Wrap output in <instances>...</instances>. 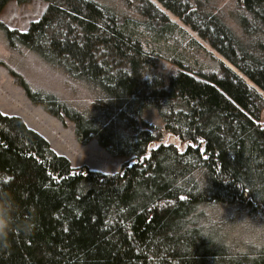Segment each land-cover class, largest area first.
I'll use <instances>...</instances> for the list:
<instances>
[{
  "label": "trees",
  "instance_id": "16d2710c",
  "mask_svg": "<svg viewBox=\"0 0 264 264\" xmlns=\"http://www.w3.org/2000/svg\"><path fill=\"white\" fill-rule=\"evenodd\" d=\"M42 1L25 32L0 21L7 48L59 69L86 103L9 72L79 143L134 161L112 176L74 167L0 112V264H264V0H232L229 14L214 0H124L143 2L134 17ZM159 60L175 66L167 78Z\"/></svg>",
  "mask_w": 264,
  "mask_h": 264
},
{
  "label": "rangeland",
  "instance_id": "374dc122",
  "mask_svg": "<svg viewBox=\"0 0 264 264\" xmlns=\"http://www.w3.org/2000/svg\"><path fill=\"white\" fill-rule=\"evenodd\" d=\"M96 1L111 6L120 17H134L135 8L138 5H143V2L139 1H132L128 4L124 0ZM214 1L217 7H222L221 9H224L228 14L230 13L229 9L235 8L232 0ZM46 7L47 3L42 0H28L24 3L9 0L0 12V21L10 29L25 32L31 22L39 19ZM171 19L173 18L171 17ZM195 36L198 38L196 34ZM213 53L218 60L221 58L217 53ZM222 60L226 65H230L224 58ZM11 67L15 70L14 72L24 77L34 87L49 90L65 100L86 103L88 98L85 94V88L65 82L63 73L59 69L48 68L39 61L35 54L27 51L11 52L7 48L5 34L0 29L1 113L21 117L27 127L43 136L49 142L50 147L58 154L68 158L74 167L86 166L91 171L112 176L117 174L124 164L134 161L133 156L109 154L97 144L95 138L85 144L79 143L74 134L73 123L67 119L59 120L48 114L40 105L32 103L26 97L16 76L9 72ZM158 68L164 73L165 78L175 71V66L165 60L158 61ZM238 73L240 72L238 71ZM245 80L248 85L251 84L247 77ZM143 118L155 125H161L160 117L156 111H148ZM260 123L264 124L263 114L260 115ZM164 142H173L179 148L183 147L176 138L169 134H165ZM238 236L236 235L237 238ZM241 237L244 236L241 235ZM246 239L248 237L243 240L246 241Z\"/></svg>",
  "mask_w": 264,
  "mask_h": 264
}]
</instances>
